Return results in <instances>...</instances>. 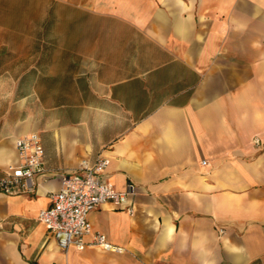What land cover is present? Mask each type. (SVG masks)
Listing matches in <instances>:
<instances>
[{
    "label": "crops",
    "instance_id": "obj_1",
    "mask_svg": "<svg viewBox=\"0 0 264 264\" xmlns=\"http://www.w3.org/2000/svg\"><path fill=\"white\" fill-rule=\"evenodd\" d=\"M28 1L49 14L0 48V176L28 134L44 163L0 194V264H264V0ZM96 158L133 213L101 205L84 240L120 251L61 250L38 214Z\"/></svg>",
    "mask_w": 264,
    "mask_h": 264
},
{
    "label": "built area",
    "instance_id": "obj_2",
    "mask_svg": "<svg viewBox=\"0 0 264 264\" xmlns=\"http://www.w3.org/2000/svg\"><path fill=\"white\" fill-rule=\"evenodd\" d=\"M16 151L17 164L9 165L0 176V194H33L36 174L44 163L40 136L32 133L18 138ZM108 164V158H96L92 163L81 161L78 172L63 177L60 190L50 195V206L39 212L38 221L61 250L70 246L78 250L94 246L106 251H120L98 233L92 236L90 242L84 240L92 234L88 215L101 205L110 203L129 214L133 213L131 199L136 192L135 185L129 183L124 191L116 190L104 175Z\"/></svg>",
    "mask_w": 264,
    "mask_h": 264
},
{
    "label": "rangeland",
    "instance_id": "obj_3",
    "mask_svg": "<svg viewBox=\"0 0 264 264\" xmlns=\"http://www.w3.org/2000/svg\"><path fill=\"white\" fill-rule=\"evenodd\" d=\"M48 14V7L32 6L28 0H0V48H7L11 52L10 57L16 58L15 52L31 46L34 27L37 29L42 24L39 21L46 20ZM10 65L12 68L17 66L16 63ZM7 89L0 87V107L9 101Z\"/></svg>",
    "mask_w": 264,
    "mask_h": 264
}]
</instances>
